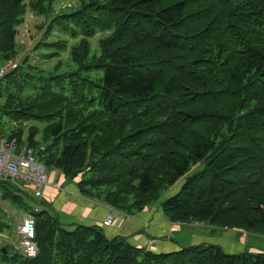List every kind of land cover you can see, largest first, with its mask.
<instances>
[{"label":"trees","instance_id":"16d2710c","mask_svg":"<svg viewBox=\"0 0 264 264\" xmlns=\"http://www.w3.org/2000/svg\"><path fill=\"white\" fill-rule=\"evenodd\" d=\"M56 2L0 0V64L18 57L28 11L47 17ZM46 25L81 35L75 67L23 61L0 77L3 112L30 123L27 136L6 139L127 216L184 181L160 204L169 222L264 236V0H81ZM0 185L33 216L39 247L34 259L1 248L9 264H264V249L230 253L220 240L154 252L99 226L64 224L49 202Z\"/></svg>","mask_w":264,"mask_h":264},{"label":"rangeland","instance_id":"374dc122","mask_svg":"<svg viewBox=\"0 0 264 264\" xmlns=\"http://www.w3.org/2000/svg\"><path fill=\"white\" fill-rule=\"evenodd\" d=\"M81 4V0H57L54 4L53 12L49 16H38L31 11H28L25 19V23L18 29V57L14 59L18 64L35 65L38 68L46 70V72H54L55 67L61 64L60 68L56 73H62L69 71L71 68L74 69V64L69 59V54L71 48L76 45L81 40V35L73 36L70 32L61 31L60 29H54L51 32L46 30V24L49 20L53 19L56 15L69 14L73 12ZM101 35H97L90 39L92 49L96 50L98 45V40ZM65 41L67 43V51L63 52L59 50L55 45L56 42ZM96 52V51H93ZM58 53V54H56ZM50 54H55L51 58H46ZM2 64H0V68ZM2 94H0V142L4 138H8L12 133H25L27 136L30 123L21 125L17 122L11 120V118L3 112V106L6 103L5 90L2 88ZM1 93V91H0ZM39 128L43 125L36 123ZM204 164L193 167L191 171L187 174V177L203 170ZM49 176L51 175L52 169L48 171ZM186 179V178H185ZM184 181H180L175 186L171 187L167 192H165L159 202L152 206L160 208L161 202H164L168 198L174 196L179 192ZM34 207V206H33ZM17 212L19 217H23L28 213L22 207L17 199L14 198V194L10 193L7 189L0 185V250L1 248H7L11 254L14 256L17 254L15 248L11 245V242L16 241V220L10 214ZM135 214H138L137 212ZM206 231L207 235L214 239L215 241L224 242L229 239V233L233 234L234 239H241V241L251 248L264 249V236L256 234H245V232L239 231H228L220 228H211L208 225L202 227H196L193 225L182 226L175 233V242L181 246L188 247L189 245H194V234ZM237 233H241L238 235ZM243 234V235H242ZM157 240V239H156ZM158 242V240H157ZM231 253V252H230ZM233 253V252H232ZM1 258V255H0ZM0 264H9L3 262L0 259Z\"/></svg>","mask_w":264,"mask_h":264},{"label":"crops","instance_id":"0c3cea01","mask_svg":"<svg viewBox=\"0 0 264 264\" xmlns=\"http://www.w3.org/2000/svg\"><path fill=\"white\" fill-rule=\"evenodd\" d=\"M48 180L49 184L44 189L49 199L47 202L53 205L64 224L99 226L105 230L108 237H128L133 245L139 247H147L149 240L157 239L155 247L159 252L172 251L181 247L175 242V233L178 230L171 233V224L164 217L161 208L149 207L141 213L127 216L106 206L103 202L83 196L77 188L79 179L69 181L60 171L52 169L51 175L48 174ZM109 214L116 219L115 225L104 226V221ZM197 230L198 233L193 235L195 244L204 241L216 242L207 235L206 231ZM233 236L229 233V239L225 240L223 245L228 252L238 253L247 245L241 239H234ZM252 250L257 251L254 248Z\"/></svg>","mask_w":264,"mask_h":264},{"label":"built area","instance_id":"2783aa9c","mask_svg":"<svg viewBox=\"0 0 264 264\" xmlns=\"http://www.w3.org/2000/svg\"><path fill=\"white\" fill-rule=\"evenodd\" d=\"M17 63L11 60L0 68V77L16 68ZM47 168L37 161L32 149L27 146L19 147L17 139H2L0 142V181L9 180L18 187L26 191L30 196L49 201L44 193L45 187L49 184ZM36 211H40V207L35 206ZM16 220V241L11 245L17 251L16 253L29 259H34L39 254V247L36 242V224L33 216L24 215L19 217L17 212L10 214ZM116 219L109 214L104 221L105 226L115 225ZM171 233L176 232L182 226L193 225L202 227L206 224L201 222L171 223ZM156 239L149 240L147 248L156 251Z\"/></svg>","mask_w":264,"mask_h":264},{"label":"water","instance_id":"95a60500","mask_svg":"<svg viewBox=\"0 0 264 264\" xmlns=\"http://www.w3.org/2000/svg\"><path fill=\"white\" fill-rule=\"evenodd\" d=\"M4 250V249H3ZM155 252V251H154ZM7 253V252H6Z\"/></svg>","mask_w":264,"mask_h":264},{"label":"bare ground","instance_id":"6f19581e","mask_svg":"<svg viewBox=\"0 0 264 264\" xmlns=\"http://www.w3.org/2000/svg\"><path fill=\"white\" fill-rule=\"evenodd\" d=\"M144 252V251H143Z\"/></svg>","mask_w":264,"mask_h":264}]
</instances>
